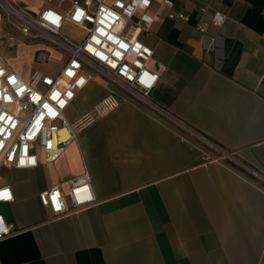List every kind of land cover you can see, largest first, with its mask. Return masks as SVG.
I'll use <instances>...</instances> for the list:
<instances>
[{
  "label": "crops",
  "instance_id": "crops-1",
  "mask_svg": "<svg viewBox=\"0 0 264 264\" xmlns=\"http://www.w3.org/2000/svg\"><path fill=\"white\" fill-rule=\"evenodd\" d=\"M172 1L152 0L155 22L139 35L160 75L151 105L115 88L119 107L56 163L0 167V187L15 197L0 213L21 232L0 243V264H264V0ZM108 84L97 77L78 93L70 123L107 97ZM85 173L96 204L73 212L68 202L71 214L55 219L40 194L60 186L67 198Z\"/></svg>",
  "mask_w": 264,
  "mask_h": 264
},
{
  "label": "built area",
  "instance_id": "built-area-1",
  "mask_svg": "<svg viewBox=\"0 0 264 264\" xmlns=\"http://www.w3.org/2000/svg\"><path fill=\"white\" fill-rule=\"evenodd\" d=\"M161 2L174 6L172 0ZM151 6L152 0H45V6L36 12L22 0H0L1 46L14 49L23 41L46 42L63 50L65 60L58 73L34 70L25 78L0 57V167L35 169L40 156L47 164L56 163L81 130L119 107L121 99L115 88L151 105L149 96L160 75L147 66L153 50L139 40L140 33L148 32L155 22L148 14ZM170 18L188 20L185 15ZM226 20L216 12L212 23L222 27ZM66 27L80 29L83 35L79 40L70 39L63 34ZM37 57L43 64L50 61L47 54ZM97 77L112 84L107 85L109 94L70 123L68 108ZM252 174L261 179L256 172ZM39 198L55 219L71 214L68 202L77 212L97 201L88 173L73 180L67 198L60 186L42 192ZM14 202L11 187H0V204ZM20 233L0 213V243Z\"/></svg>",
  "mask_w": 264,
  "mask_h": 264
},
{
  "label": "rangeland",
  "instance_id": "rangeland-1",
  "mask_svg": "<svg viewBox=\"0 0 264 264\" xmlns=\"http://www.w3.org/2000/svg\"><path fill=\"white\" fill-rule=\"evenodd\" d=\"M10 34L18 39L21 38L20 35L13 31H10ZM63 34L70 39L79 40L81 38L80 33L70 27H66ZM38 54L49 55L50 61L45 64L39 63L40 59L37 57ZM0 57L9 68L17 70L20 74L22 72L26 76L27 73L34 71L33 69L36 68L37 64L47 67L43 72L52 73V71L56 70V63L64 57V52L60 48L46 42L38 41L28 43L23 41L22 44H19L14 49L0 45ZM3 175L2 173L0 174V176Z\"/></svg>",
  "mask_w": 264,
  "mask_h": 264
}]
</instances>
